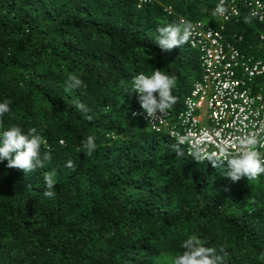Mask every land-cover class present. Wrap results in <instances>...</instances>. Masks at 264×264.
<instances>
[{"label":"trees","instance_id":"trees-1","mask_svg":"<svg viewBox=\"0 0 264 264\" xmlns=\"http://www.w3.org/2000/svg\"><path fill=\"white\" fill-rule=\"evenodd\" d=\"M252 1L0 0V101L11 108L3 125L36 127L52 155L30 174L0 163V264H173L189 236L224 248L225 264H264V173L233 182L226 163L196 161L133 115L142 114L137 94L125 93L157 69L176 77L168 111L182 110L202 53L190 39L169 52L155 44L158 28L182 20L218 31L243 61H264ZM221 3L236 11L226 22L214 15ZM69 75L87 87L68 91ZM251 87H264V76ZM89 135L91 156L82 152ZM53 170L49 198L43 177Z\"/></svg>","mask_w":264,"mask_h":264},{"label":"clouds","instance_id":"clouds-1","mask_svg":"<svg viewBox=\"0 0 264 264\" xmlns=\"http://www.w3.org/2000/svg\"><path fill=\"white\" fill-rule=\"evenodd\" d=\"M140 1L142 2L143 0ZM254 1L257 0H253L252 2ZM259 1L264 4L263 0ZM225 13H227V10L224 5L222 3L218 4L214 10V15H217L221 22H226L222 17H220L224 16ZM254 17L257 18L259 22H264V14L262 20L257 16ZM196 23H201L205 27H209L202 22ZM193 24L190 21L182 20L179 23L168 24L164 27L158 28L155 44L158 45V47L164 52H169L173 48L181 47V45L189 41ZM214 31L218 32L216 30ZM263 38L264 33L261 34L262 44H264ZM254 61H261L264 63L261 59ZM263 76L257 79H261ZM257 79H255V81ZM86 87L87 85L85 82L77 75H69L67 77L66 88L68 91ZM175 87L176 77L174 75H169L160 70L153 69L150 75L140 73L134 76L131 79L130 85L125 93L137 94V100L140 108L142 109V114H144L149 120L157 119L162 114L168 112L170 115V126L163 128L161 131L166 132L170 138L177 140L171 137L169 131L174 125L177 128L180 127L178 125V117L185 113L186 102L190 99L191 92L190 95L184 99L182 110H180L176 115H172L168 110H170L176 103V97L172 94ZM253 92L254 94H261L264 98V87H261L260 89H253ZM75 107L85 116L86 119H91V116L88 115L89 108L87 105L76 101ZM10 111V101H0V163L6 161V167L18 168L23 170L26 174L34 173L38 169L45 168L46 164L52 160L51 152L42 151V146L46 145L47 141L36 127L29 128L27 131L19 125H11L5 128L3 125V118ZM139 114L142 115L141 113H133V115ZM144 122L147 127L153 131L149 127L148 123L146 121ZM177 142L179 143L178 140ZM180 145L184 147L189 156L194 155L196 161L207 160L214 166L220 163H226V172L224 175L233 182L239 181L244 177L248 180L255 179L261 173H264V153L260 150V141L255 134L241 137L238 142L239 150L235 154H228L227 149L221 148V154L226 156V162L218 161L212 155L196 148L195 145L193 146L195 151L192 152L188 151L186 145ZM96 149L97 143L95 136H87L82 143V152L85 153V155L91 156ZM176 154L183 155V152L178 145L176 146ZM68 167L74 168L75 164L70 161L68 163ZM43 180L47 189L43 193L44 196L49 198L53 197L55 195L53 186L57 184V173L54 170L49 171L44 175ZM180 248L182 251L179 255H175L173 257V264H225L224 248L221 247L217 249L215 247H207L205 246L204 241L196 236H189L184 239L180 244Z\"/></svg>","mask_w":264,"mask_h":264},{"label":"built area","instance_id":"built-area-1","mask_svg":"<svg viewBox=\"0 0 264 264\" xmlns=\"http://www.w3.org/2000/svg\"><path fill=\"white\" fill-rule=\"evenodd\" d=\"M250 12L262 20L264 4L252 2ZM231 15L236 11L220 17L227 21ZM190 42L202 53V75L192 88L185 113L178 117L180 127L170 128L171 137L186 145L189 152L195 151V145L226 162L221 148L235 154L240 138L255 134L264 153V98L254 94L251 87L255 79L264 75V63L243 61L238 50L224 47L220 34L201 23L192 25ZM142 117L156 132L170 126L168 112L153 120L144 114Z\"/></svg>","mask_w":264,"mask_h":264}]
</instances>
